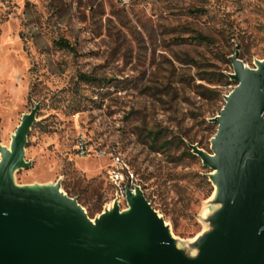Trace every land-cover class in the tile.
<instances>
[{
  "label": "rangeland",
  "instance_id": "rangeland-1",
  "mask_svg": "<svg viewBox=\"0 0 264 264\" xmlns=\"http://www.w3.org/2000/svg\"><path fill=\"white\" fill-rule=\"evenodd\" d=\"M234 51L264 58V0H0V146L38 106L15 184L59 183L92 219L125 208L118 169L193 255L215 206L187 146L210 153Z\"/></svg>",
  "mask_w": 264,
  "mask_h": 264
},
{
  "label": "water",
  "instance_id": "water-1",
  "mask_svg": "<svg viewBox=\"0 0 264 264\" xmlns=\"http://www.w3.org/2000/svg\"><path fill=\"white\" fill-rule=\"evenodd\" d=\"M234 83L209 122L210 153L188 145L210 172L209 229L188 255L137 186L90 219L59 183L20 186L26 138L37 105L20 118L8 147L0 146V264H264V58L245 67L228 58Z\"/></svg>",
  "mask_w": 264,
  "mask_h": 264
},
{
  "label": "built area",
  "instance_id": "built-area-1",
  "mask_svg": "<svg viewBox=\"0 0 264 264\" xmlns=\"http://www.w3.org/2000/svg\"><path fill=\"white\" fill-rule=\"evenodd\" d=\"M108 179L116 187L119 193L122 192L121 194H123V191L121 190L122 182H123V175L118 171V169L109 171Z\"/></svg>",
  "mask_w": 264,
  "mask_h": 264
},
{
  "label": "trees",
  "instance_id": "trees-1",
  "mask_svg": "<svg viewBox=\"0 0 264 264\" xmlns=\"http://www.w3.org/2000/svg\"><path fill=\"white\" fill-rule=\"evenodd\" d=\"M196 40H198V41H202V42H207V39L204 38V37H197ZM57 46H59L60 48L66 49V50L73 51L72 47H70V45H68V43H66L65 41L58 42V43H57ZM80 78H81V80H83V81H85V82H89V81H91V79L86 78V77H84V76H81ZM224 78H225V77H224Z\"/></svg>",
  "mask_w": 264,
  "mask_h": 264
}]
</instances>
